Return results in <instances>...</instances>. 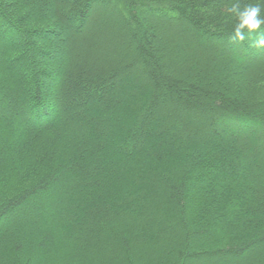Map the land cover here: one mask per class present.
<instances>
[{
	"label": "trees",
	"instance_id": "obj_1",
	"mask_svg": "<svg viewBox=\"0 0 264 264\" xmlns=\"http://www.w3.org/2000/svg\"><path fill=\"white\" fill-rule=\"evenodd\" d=\"M232 2L0 0V264H264V25L233 39Z\"/></svg>",
	"mask_w": 264,
	"mask_h": 264
},
{
	"label": "clouds",
	"instance_id": "obj_2",
	"mask_svg": "<svg viewBox=\"0 0 264 264\" xmlns=\"http://www.w3.org/2000/svg\"><path fill=\"white\" fill-rule=\"evenodd\" d=\"M229 12L236 17V24L233 29V39L243 41L245 30L249 33L255 32L264 25V0H256L254 4L241 6L240 0L231 3ZM256 47H264V34L257 33Z\"/></svg>",
	"mask_w": 264,
	"mask_h": 264
},
{
	"label": "rangeland",
	"instance_id": "obj_3",
	"mask_svg": "<svg viewBox=\"0 0 264 264\" xmlns=\"http://www.w3.org/2000/svg\"><path fill=\"white\" fill-rule=\"evenodd\" d=\"M222 60H223V62H224V61H226L225 57H224V58H222ZM221 64H222V63H221ZM223 65H224V64H222V66H223Z\"/></svg>",
	"mask_w": 264,
	"mask_h": 264
}]
</instances>
